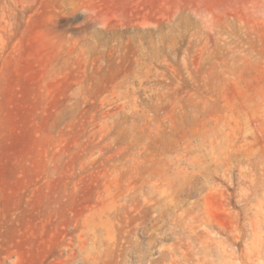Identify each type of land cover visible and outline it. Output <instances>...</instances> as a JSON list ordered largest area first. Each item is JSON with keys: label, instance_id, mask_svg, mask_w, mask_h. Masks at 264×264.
I'll return each instance as SVG.
<instances>
[{"label": "rangeland", "instance_id": "374dc122", "mask_svg": "<svg viewBox=\"0 0 264 264\" xmlns=\"http://www.w3.org/2000/svg\"><path fill=\"white\" fill-rule=\"evenodd\" d=\"M181 151L188 264H264V0H0V264H171L133 188Z\"/></svg>", "mask_w": 264, "mask_h": 264}, {"label": "bare ground", "instance_id": "6f19581e", "mask_svg": "<svg viewBox=\"0 0 264 264\" xmlns=\"http://www.w3.org/2000/svg\"><path fill=\"white\" fill-rule=\"evenodd\" d=\"M185 151H189V150H185ZM175 154L177 153L175 152ZM185 154H183L181 151L175 156L172 155L174 157L171 156L174 159H172L169 156L171 159L168 157L169 159L166 160L167 158H165L166 156L164 154H159L157 152L151 153L152 159L155 157H158L157 158L158 160L156 161V163L154 162V164L156 165L154 166L155 169H153L151 174H149L150 178L149 176L147 179L142 178V180H140L141 179L140 178L139 183L136 182L138 183V185H136L133 188L134 193H136L135 191L138 190L139 188H140L139 191L144 193L145 191L143 190L142 187L149 185V187H151V190L149 192H151L153 195L156 196L155 198L156 205H154L156 216L153 218V223L154 225H158V226L160 223L161 224L166 223L167 226L165 227V231H168L169 233H171L175 239V241L166 248L171 264H188L189 259H191L192 255H195L194 257L198 258L197 257L198 254L203 253L207 255V253H210L211 249L216 250L215 248H217L219 251L218 245L220 244V241L222 242L221 239L219 240V237L210 236L208 232V229L210 228L211 225H210V222H208V219L206 218L205 214H203L204 212L203 205H201L202 202L200 201V199L202 198L198 200L199 198L198 197L196 199L197 202L195 206L190 203L191 206H189L188 204L187 205L188 207L187 206H185L184 208L181 207L183 202L180 201L181 199L180 196L182 195V197L185 198V196H183L184 191H187L185 190V187L190 186L193 183H196L195 181H196V178L198 179V177H200V179H202V182L204 183V185L201 184L203 188L205 186L207 189V187H209L207 186V184L209 185L210 183V180H209L210 178L205 174V172L207 171V170L205 171V169L207 167L204 168V164L201 165L200 162L198 163L199 158L197 159L194 157H191V158L185 157L186 166L182 165L183 164L182 160ZM196 155L197 154H195V156ZM152 159H149V160L151 161ZM152 161H155V159H153ZM154 164L152 163V165ZM209 168H211L210 165H209ZM212 170H214V168ZM207 172H211V170ZM212 185L213 184H210L211 187ZM193 187L195 190H197L196 186H193ZM191 188L192 187L190 186V189ZM212 189L213 188H211V190ZM200 190H202V188ZM251 191L253 190L251 189ZM187 192H188V195H190L189 191ZM147 194L150 195V193H147ZM201 196L202 194L200 195V197ZM180 202H182L181 205H180ZM194 202L192 203L194 204ZM176 208L180 209L178 213L175 212ZM165 216L168 219L167 221L164 218ZM193 241L197 242L198 244L197 247L192 245ZM221 244L223 245V243Z\"/></svg>", "mask_w": 264, "mask_h": 264}]
</instances>
